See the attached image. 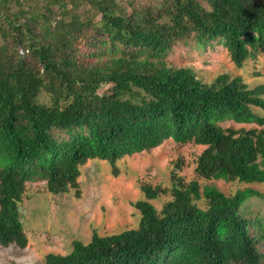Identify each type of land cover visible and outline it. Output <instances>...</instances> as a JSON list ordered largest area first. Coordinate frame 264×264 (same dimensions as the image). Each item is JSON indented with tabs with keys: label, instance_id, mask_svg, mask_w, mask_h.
Returning a JSON list of instances; mask_svg holds the SVG:
<instances>
[{
	"label": "trees",
	"instance_id": "obj_1",
	"mask_svg": "<svg viewBox=\"0 0 264 264\" xmlns=\"http://www.w3.org/2000/svg\"><path fill=\"white\" fill-rule=\"evenodd\" d=\"M205 2L0 0V246H27L26 183L79 195L87 161L114 167L167 140L204 147L198 179L264 183V116L254 112L264 111V85L226 75L205 84L164 61L191 42H220L236 67L264 54V0ZM228 121L256 127L222 128ZM180 169L169 188L142 185L137 228L95 233L42 264H262L250 234L257 224L241 212L261 195L185 182ZM160 197L170 199L158 211L150 201Z\"/></svg>",
	"mask_w": 264,
	"mask_h": 264
},
{
	"label": "rangeland",
	"instance_id": "obj_2",
	"mask_svg": "<svg viewBox=\"0 0 264 264\" xmlns=\"http://www.w3.org/2000/svg\"><path fill=\"white\" fill-rule=\"evenodd\" d=\"M119 1L122 5L127 4V0ZM196 1L208 8L205 0ZM229 58V53L220 42L213 41L205 47L191 42L178 44L164 61L168 66L191 69L196 78L205 84L212 83L219 75H226L230 79L239 77L249 89L264 85V54L246 60L241 67H236ZM106 90L107 87H103L101 93ZM254 112L264 116L262 110L256 108ZM220 124L224 129L234 130L256 127L230 121ZM203 149L192 143L181 145L167 140L155 149L123 157L114 167L108 161H87L80 168L79 195L75 190L52 195L46 191L45 182L26 183L19 213L27 246L24 249L15 244L0 246V264H42L48 254H68L74 241L88 243L95 233L106 236L137 228L140 213L133 203L144 199L142 185L169 188L170 173L175 163L180 164L181 169L177 174L185 182L198 180L201 186H215L226 195H233L245 188L261 195L250 198L242 206L241 212L247 220L257 224L250 227V234L257 240L264 264V240L259 241L264 232V183L246 185L198 179L195 160ZM169 199L160 197L150 203L159 211ZM199 206L204 207L205 203L201 201Z\"/></svg>",
	"mask_w": 264,
	"mask_h": 264
},
{
	"label": "bare ground",
	"instance_id": "obj_3",
	"mask_svg": "<svg viewBox=\"0 0 264 264\" xmlns=\"http://www.w3.org/2000/svg\"><path fill=\"white\" fill-rule=\"evenodd\" d=\"M246 52H247V51H246ZM227 57H228V56H227ZM229 59H230V58H229ZM234 61H235V60H234ZM191 62H192V61H191ZM202 63H203V62H202ZM176 65H177V64H176ZM198 67H199V66H198ZM186 71H187V70H186ZM235 72H236V71H235ZM235 72H234V73H235ZM193 73H194V72H193ZM204 73H205V72H204Z\"/></svg>",
	"mask_w": 264,
	"mask_h": 264
}]
</instances>
